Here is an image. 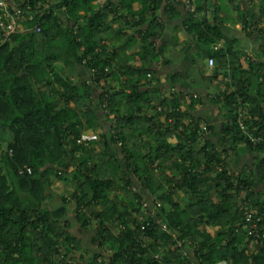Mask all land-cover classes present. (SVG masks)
<instances>
[{
  "label": "trees",
  "instance_id": "obj_1",
  "mask_svg": "<svg viewBox=\"0 0 264 264\" xmlns=\"http://www.w3.org/2000/svg\"><path fill=\"white\" fill-rule=\"evenodd\" d=\"M49 1L28 0L25 31L0 45V264H264L239 211L244 196L264 226V142L249 139L264 141V63L217 12L200 15L209 0L193 13L176 0ZM248 2L256 12L233 0L235 14L263 50L264 0ZM165 19L213 59L204 99L218 125L198 116L201 97L148 79ZM87 131L99 137L83 142ZM51 175L71 189L55 209Z\"/></svg>",
  "mask_w": 264,
  "mask_h": 264
},
{
  "label": "crops",
  "instance_id": "obj_2",
  "mask_svg": "<svg viewBox=\"0 0 264 264\" xmlns=\"http://www.w3.org/2000/svg\"><path fill=\"white\" fill-rule=\"evenodd\" d=\"M196 1L197 0H192L194 5ZM236 1L238 2V0ZM240 3L245 9L252 6V3H249L248 0H240ZM139 6V4H134L136 9L139 8ZM235 11L236 8L233 0H209L205 6V10L200 15L205 17L208 22H211L213 13L217 12L218 18L223 20L231 29H233L234 36L238 40V44L242 47L239 51L246 53L251 52L254 56L252 44L241 30V25L238 23ZM180 26V20H164V30L162 31L161 36L156 39L155 43L157 48L160 47L162 49V53L157 65L152 70L154 74L151 72L150 74L152 75L148 76V79L152 78L154 81L153 83L163 89L175 87V90L178 93H183V98L185 99L187 97L189 98L192 93L206 92L210 94L214 89L211 91L208 87H212L215 83L214 78H211L213 76L212 70L207 68V60H201V55L203 53L201 46H199L196 41L189 39ZM263 26L264 23L259 25V27ZM111 43L116 44L115 39H111L109 44ZM262 43L263 42L261 41V45L264 48V44ZM261 51L260 55L264 52V49ZM258 60L264 63V59ZM243 62L244 57L242 56L241 63ZM200 70L204 72V77L201 76ZM197 79L200 81H197ZM205 79H211L212 84L209 85ZM196 85H199V87L195 89L194 87ZM115 86L116 85L114 84L113 87ZM193 97H196V95H193ZM185 99L181 100V102L186 101ZM213 108L214 107H212L210 111L208 106H206L205 108L200 109L197 114L202 117L204 121L218 125L220 123V121H218L220 119H217L218 111L214 112ZM220 113H223V111ZM242 159L239 161L238 167L242 166L244 161L248 162L247 158H245L244 161Z\"/></svg>",
  "mask_w": 264,
  "mask_h": 264
},
{
  "label": "built area",
  "instance_id": "obj_3",
  "mask_svg": "<svg viewBox=\"0 0 264 264\" xmlns=\"http://www.w3.org/2000/svg\"><path fill=\"white\" fill-rule=\"evenodd\" d=\"M46 1L50 3L49 0ZM105 1L106 0H96L95 3L103 4ZM176 1H181L184 4L186 12L193 13L195 11L192 0ZM27 2L28 0H0V45L8 43L12 35L23 33L25 31L24 23L27 20V16L23 12V8H28ZM47 8V4H44L41 13H45L47 11ZM250 29L253 30L254 28L251 26ZM35 31L37 33L40 32V28L38 26H35ZM206 63L208 69L214 68L213 59H207ZM239 113L241 117H244L247 114V110L244 107L240 108ZM241 127L243 129L242 125ZM249 139L254 144L264 142L262 139L252 136H250ZM27 173H30L29 169H27ZM249 208L250 204L245 200V197L242 196L239 201V211L242 213L243 219L245 221L243 229L247 230L249 232V235H251V233H254V249H256V247L262 248L264 247V226H262L261 218L256 217V219H253V213ZM176 243L179 248L183 247V241H176ZM181 250L182 255L186 256V252L183 249Z\"/></svg>",
  "mask_w": 264,
  "mask_h": 264
},
{
  "label": "rangeland",
  "instance_id": "obj_4",
  "mask_svg": "<svg viewBox=\"0 0 264 264\" xmlns=\"http://www.w3.org/2000/svg\"><path fill=\"white\" fill-rule=\"evenodd\" d=\"M256 5H257V3H252V6H251V7L254 8L253 11H255V12L257 11ZM260 28L263 30L264 29V26L263 27H260ZM262 42H263L262 44H264V36H263V41ZM239 49H242V47L240 46V44H238V50ZM252 50L254 51V58H258L260 60L261 59H264V52L260 55V53L262 52L261 49L257 50V48L254 49V47L252 46ZM248 53H251V52H248ZM220 87H221V89H224L225 88L223 85H221ZM208 89L212 91L213 88L212 87H208ZM214 91L212 93H210V94L209 93H206V92L205 93L204 92L192 93V96L193 95H196V97H201L203 99V101L205 102V104H206L205 106H208L209 110L211 111L212 104H210L209 100L208 101H207V99L205 100L204 97L207 96V94H208V96H210V95L211 96H214L215 95V92ZM187 98L185 99L186 102H187V100H189ZM98 137H99L98 131H95V132L87 131V132H85L82 135V141L83 142H90L91 143V142H94ZM253 162H254V160H253ZM253 162H252V159L249 158V163H251V165L253 164ZM261 189L263 190L262 187H261ZM49 193H50V195H51L52 198H51V200H48L47 201V206H50L51 208L55 209V208H58L60 206V203H61L60 202V197L63 196V195H68V193H71V189L65 188V183H63L61 181H57V179L53 175H51L50 176V189H49ZM179 195H181V194H179ZM125 197L126 196H124V195L122 196V198L124 200H126ZM73 208H74L73 207V204H71V205L68 206V209L70 211H72ZM68 220H70L72 226L74 227V230L73 231H75V228L77 226L76 223H75V221L71 218V216L68 217ZM93 232H94L93 230H89L88 232H85L82 235V239L84 241H87V239H89L92 236Z\"/></svg>",
  "mask_w": 264,
  "mask_h": 264
}]
</instances>
